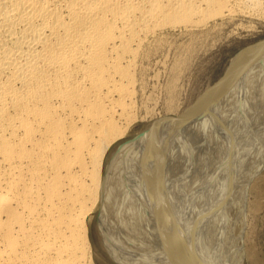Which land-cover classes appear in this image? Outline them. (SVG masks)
I'll return each instance as SVG.
<instances>
[{"label":"bare ground","instance_id":"1","mask_svg":"<svg viewBox=\"0 0 264 264\" xmlns=\"http://www.w3.org/2000/svg\"><path fill=\"white\" fill-rule=\"evenodd\" d=\"M255 9L264 0H0V264H93L99 206L123 264H245L249 187L264 166V46L234 62L229 91L104 168L151 94L148 60L175 34L189 52ZM248 101L261 108L255 133Z\"/></svg>","mask_w":264,"mask_h":264},{"label":"rangeland","instance_id":"2","mask_svg":"<svg viewBox=\"0 0 264 264\" xmlns=\"http://www.w3.org/2000/svg\"><path fill=\"white\" fill-rule=\"evenodd\" d=\"M255 10H252L251 12L253 16H251L250 13L248 15L239 12L234 13L235 17L233 16V18H231L230 20H226L225 24H223V26L220 27L221 31L217 30L215 35H212L211 37L209 36L208 38H206V40H204L203 37L201 38L200 41H195V45L191 44V50H189V52L192 51L191 53L193 55V56L190 55V58L189 56L186 55L189 53L186 48H189L187 44L189 45L188 42H190V37L188 35L175 34L172 36V38L173 40L175 39L176 42L170 39L172 43L167 45V47L171 46L170 49L168 50L169 52L163 49L164 50V51L162 50L164 52V53L162 52L163 54H161V51H159L156 53L155 56L153 55L151 59L148 60L147 66L149 65L150 66L147 67L149 72L146 75L147 85L145 87L146 90L144 89V96L147 97L145 94L147 95L149 93L151 94H149L150 96L148 95L149 97H147V103L145 104L146 105L145 108L141 107V109L139 110L137 114V119L132 124L129 132H127L125 136H123L120 140H118L116 145L107 153V157H106L107 162H105L106 165L104 168V173H106L105 171H108L107 168L109 167V164L111 163L115 155L116 156L118 155L117 153H119L118 150L119 147L121 148V146L131 143L138 144V142L144 139L151 140L153 137H155L154 135L160 132H162V134L163 132L166 133L167 131L170 130L168 128H173L172 125L174 122H177V120L182 121L184 115L186 116V114L189 113L193 115L194 114L193 111H195V109L198 108L199 110L201 107L200 105L202 100L203 101L206 100L210 94L214 96L213 94H215V92H217L220 89L219 90V92L221 91L220 94L218 92L220 97V95L222 96L226 91L230 90V86H231L230 81L232 79H235V76H231L230 74L231 70L235 65L234 62L236 63V61L239 60V58L242 56V53H244V51L248 52L249 50L250 52L252 50L251 52L255 54L256 53L255 50H258L259 48L262 49L263 48L262 46H264V20H262L264 19L263 18L264 11L263 13L261 12L258 13L257 9ZM254 11L258 16L253 13ZM239 19L242 20L240 21ZM234 25L237 26L235 27ZM184 37L185 39H183ZM182 39L184 40L183 42ZM181 42L184 44H182ZM202 42L205 45H202L203 44ZM176 43L182 45V46L180 45V48L182 47L181 48L183 50L182 54L185 53L184 56H182V54L180 53L181 49L178 47L179 44L177 46ZM199 48H201V50ZM184 49H186L187 51ZM178 50L180 51L178 52ZM193 50L194 53L195 51L198 52L195 53L197 55L193 53ZM167 53H169L168 56ZM175 53L178 54V56L175 55ZM164 56H167V59L164 58ZM174 56L175 57L177 56L178 58L180 56L181 63H179V59L177 57L175 58ZM184 57L187 61L184 59ZM158 58H160V60ZM251 58L254 69L255 68L259 69L258 65L254 66V62H253L254 57ZM155 59H156V63L154 61ZM161 59H163V61L165 59V61L163 62L164 64H162ZM176 60L178 61L177 63ZM185 61L188 63H186ZM178 63L182 65L184 64V67L183 66L181 67L180 65L181 68L180 67L176 68ZM179 69L184 71L181 72L180 70L179 72L178 71ZM225 80L227 82H225ZM255 89H257L255 86L254 88L250 87V94L252 97H257V93H255ZM250 102L251 101H248L246 103V105L250 108V116H252L251 119L252 121L250 120L251 123L249 124L250 125L252 124L251 132L253 131L255 133L257 128V122H259V117L261 114V110H260L261 108L258 109L259 108L258 106H255L254 103H250ZM204 110L205 109L203 107L202 111ZM202 113L203 112H201V115ZM243 129L244 128H241V130H239L241 134L244 133ZM143 135H146L145 138L144 139L140 138V136ZM239 143L240 142L238 140H235L236 147L239 145ZM132 150H134V148H132ZM232 158L233 157L231 156L225 159L224 162H221L220 166L226 165L228 161L231 162ZM123 160L124 162L125 160L127 161V159L125 158ZM123 160L121 159V161H119L120 166H122L121 163L122 164L124 163ZM232 164L234 165V167L237 166L236 165L237 162L234 159ZM220 166L209 167L210 174L212 170ZM234 167L231 168L233 169ZM258 174L254 177V180L252 181L249 187L247 210H246L247 213L246 215L244 214V220L246 222L245 233H244L245 264H264V166L261 168ZM147 180L148 179L143 180V177H140L139 181L142 185L145 186V182ZM99 207L100 208H96L94 210L91 217L92 219V224L90 225V231L92 237L91 241L94 246L92 249L94 260L92 263L93 264H123L120 259L119 251L117 252L118 254L115 253L116 252L115 249L112 247H108L104 239H102L104 237L102 235L104 224L102 223L100 217L101 206ZM129 258L130 259L125 262L126 264L133 263L134 260L131 255H129ZM139 260L140 259H137V262H139Z\"/></svg>","mask_w":264,"mask_h":264}]
</instances>
